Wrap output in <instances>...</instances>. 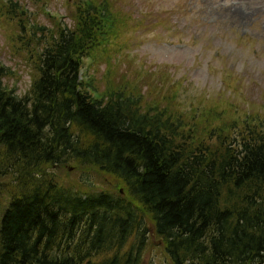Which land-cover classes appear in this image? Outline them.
Listing matches in <instances>:
<instances>
[{
  "label": "trees",
  "instance_id": "16d2710c",
  "mask_svg": "<svg viewBox=\"0 0 264 264\" xmlns=\"http://www.w3.org/2000/svg\"><path fill=\"white\" fill-rule=\"evenodd\" d=\"M106 3L76 1L71 27L18 26L23 96L0 67V264H140L152 236L168 264H264V121L207 129L209 145L137 98L89 92L81 68L106 39ZM70 164L123 194L59 182Z\"/></svg>",
  "mask_w": 264,
  "mask_h": 264
},
{
  "label": "rangeland",
  "instance_id": "374dc122",
  "mask_svg": "<svg viewBox=\"0 0 264 264\" xmlns=\"http://www.w3.org/2000/svg\"><path fill=\"white\" fill-rule=\"evenodd\" d=\"M76 1L0 0V67L6 88L23 96L32 80V59L18 26L71 27ZM107 3L112 22L106 39L81 68L89 92L104 99L111 92L137 98L141 112L178 117L187 127L196 126L209 145L215 134L207 129L226 126L235 131L243 121H264V0ZM15 11L23 21L11 15ZM56 174L59 182L78 189L82 181L91 188H122L118 180L91 167L70 164ZM157 240L150 238L140 264H168Z\"/></svg>",
  "mask_w": 264,
  "mask_h": 264
}]
</instances>
